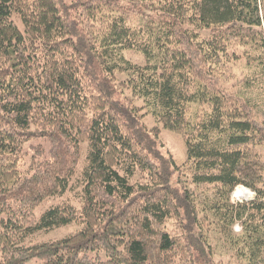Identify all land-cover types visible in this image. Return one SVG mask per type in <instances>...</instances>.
<instances>
[{"label": "trees", "instance_id": "1", "mask_svg": "<svg viewBox=\"0 0 264 264\" xmlns=\"http://www.w3.org/2000/svg\"><path fill=\"white\" fill-rule=\"evenodd\" d=\"M233 40L264 68V0H0V264H217L210 213L227 236L240 222L239 255L264 264V103L223 87L216 64ZM146 106L184 138V164ZM85 142L81 207L38 214L70 188ZM238 185L255 199L232 202Z\"/></svg>", "mask_w": 264, "mask_h": 264}, {"label": "rangeland", "instance_id": "2", "mask_svg": "<svg viewBox=\"0 0 264 264\" xmlns=\"http://www.w3.org/2000/svg\"><path fill=\"white\" fill-rule=\"evenodd\" d=\"M21 25V24H20ZM22 27V25H21ZM249 53H255L254 45L251 43H244L243 41L233 40L228 44L227 52L221 54V62L217 63L219 71L221 72L222 84L224 89L227 88L229 91L239 92L247 98L255 100L259 105L264 103V68L260 59L254 60L248 57ZM124 56L132 61L133 63L144 65L147 61L144 54L140 53L135 49H126L123 51ZM260 52L257 51L255 55L260 56ZM237 55V56H236ZM120 77H123L122 75ZM130 94V92H128ZM139 107L146 105L144 100H138ZM203 111V107L199 105H191L189 111L190 118L194 121L196 116ZM142 113H145L143 118L144 123L152 128L156 125L161 127L160 140L162 145V151L167 154L172 153L178 164H184L187 161V148L184 138L163 126L158 122V119L149 106L143 108ZM38 143H43L46 147L48 144L46 141L40 139L27 143L26 148L28 155L20 159L21 167L27 168L31 162V156L34 152V147ZM87 153L88 144L82 143V157L79 163L77 173L71 181L70 188L62 195L50 198L45 201L37 210L40 214L46 208L64 202H70L81 207L80 196L83 189V171L87 165ZM234 192L239 193L241 196H234ZM256 193L250 188L244 185H238L231 195V200L234 203H240L243 201H251L255 199ZM203 205H201V208ZM211 220L207 222L204 227V231L208 234V242L212 246L214 251V257L217 264H248L247 261L241 255L239 251L245 252L246 248L238 241L244 237L243 226L240 222H236L234 226L229 228L230 235L223 233L215 218L211 213ZM81 227L76 224H72L66 227L58 228L52 231H43L30 238L32 242L50 241L62 239ZM167 228L176 234L183 232L176 219H170L167 222ZM186 229V227H184ZM228 230V232H229Z\"/></svg>", "mask_w": 264, "mask_h": 264}, {"label": "bare ground", "instance_id": "3", "mask_svg": "<svg viewBox=\"0 0 264 264\" xmlns=\"http://www.w3.org/2000/svg\"><path fill=\"white\" fill-rule=\"evenodd\" d=\"M234 196L236 195V196H241L239 193H236V192H234V194H233Z\"/></svg>", "mask_w": 264, "mask_h": 264}]
</instances>
